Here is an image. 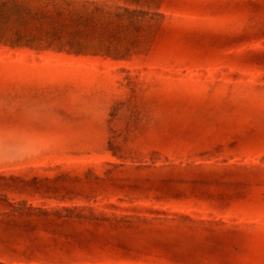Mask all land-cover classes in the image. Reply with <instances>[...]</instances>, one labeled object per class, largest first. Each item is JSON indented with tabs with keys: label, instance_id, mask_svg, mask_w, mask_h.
<instances>
[{
	"label": "rangeland",
	"instance_id": "1",
	"mask_svg": "<svg viewBox=\"0 0 264 264\" xmlns=\"http://www.w3.org/2000/svg\"><path fill=\"white\" fill-rule=\"evenodd\" d=\"M244 2L0 0V194L159 217L41 221L33 246L0 225V264H264V17Z\"/></svg>",
	"mask_w": 264,
	"mask_h": 264
},
{
	"label": "trees",
	"instance_id": "2",
	"mask_svg": "<svg viewBox=\"0 0 264 264\" xmlns=\"http://www.w3.org/2000/svg\"><path fill=\"white\" fill-rule=\"evenodd\" d=\"M247 5H250V10L252 12H256V16L264 17V0H244ZM254 36H264V20L260 21L253 29ZM239 38L238 41H240ZM237 42V41H236ZM118 155V153H114ZM121 156V155H118ZM113 164V163H110ZM114 165V164H113ZM131 165V164H130ZM203 164H195V166H202ZM122 166H129L126 163H123ZM168 166V165H166ZM188 166H185L186 169ZM77 197L75 196H63L60 197V201L66 202L70 200H74ZM91 196L87 197V200H91ZM186 215V214H185ZM86 219L88 221H92L95 224L100 222L101 224H105L110 226L113 223L115 226V230H120L122 228H133L135 225L133 224L134 219L144 220V219H158L159 217L154 215L150 216L147 214L141 213H123L118 214L116 211H109L103 208L94 207L90 204H56L50 207L37 206L33 204L29 205H19L16 203L14 198L9 197L8 195L0 194V225H4L6 231L15 229H20L23 231V237H30L32 239V243L30 245H34L33 242L37 236L35 232L38 229V225L41 221H43L45 227L50 229L52 237L55 235H63L65 237H74L82 230L79 228H70L67 226V222L72 219ZM97 222V223H96ZM111 225V226H114ZM89 229V228H87ZM35 232L33 234H29L31 232ZM7 237V238H6ZM11 235L5 234L1 239H9ZM1 252H12V254H16L15 249L10 248L8 245H4L1 249ZM11 254V253H8ZM38 264H51L47 262H42Z\"/></svg>",
	"mask_w": 264,
	"mask_h": 264
}]
</instances>
